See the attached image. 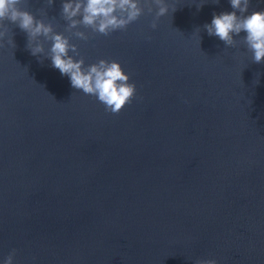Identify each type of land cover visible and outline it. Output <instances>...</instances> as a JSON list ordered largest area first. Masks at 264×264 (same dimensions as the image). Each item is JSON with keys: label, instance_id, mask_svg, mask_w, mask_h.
I'll use <instances>...</instances> for the list:
<instances>
[{"label": "water", "instance_id": "obj_1", "mask_svg": "<svg viewBox=\"0 0 264 264\" xmlns=\"http://www.w3.org/2000/svg\"><path fill=\"white\" fill-rule=\"evenodd\" d=\"M166 2L177 10L156 29L153 6L126 30L71 37L85 66L115 60L135 82L118 114L41 64L11 26L16 47L0 48V264L12 249L14 264H264V63L203 28L229 0ZM61 6L27 10L70 36Z\"/></svg>", "mask_w": 264, "mask_h": 264}, {"label": "clouds", "instance_id": "obj_2", "mask_svg": "<svg viewBox=\"0 0 264 264\" xmlns=\"http://www.w3.org/2000/svg\"><path fill=\"white\" fill-rule=\"evenodd\" d=\"M45 2L49 8L53 5V0ZM212 2L219 3V0ZM28 3L29 0H0V48L6 45L16 47L11 26L18 27L27 35L26 49L32 56L37 57L41 64L44 59H50L53 68L69 77L72 88L96 97L104 105L105 111L111 114H118L136 97L135 82H130V75L115 60L100 59L85 66L84 58L77 45L71 42V37L89 40L90 35L81 28L104 36L126 30L129 24L145 14V10L152 14L153 6L157 10L151 28L156 29L160 17L168 14L170 8L172 13L177 10L175 4H169L166 0H62L60 17L66 22L65 32L71 34L65 36L63 32L55 30L51 20L46 22L28 11ZM229 3L231 12L213 13L211 23L204 24L203 28L209 36L223 41L225 48H236L238 44H243L252 53V63H264V10L249 13L251 0H229ZM204 4H197V10ZM242 32L246 35L239 40L234 39ZM44 41L51 42L47 52ZM16 251L12 249L3 264H14ZM194 264H217V260L197 259Z\"/></svg>", "mask_w": 264, "mask_h": 264}]
</instances>
